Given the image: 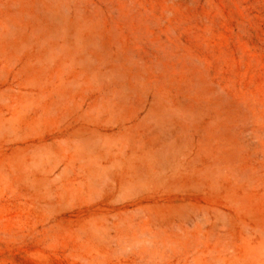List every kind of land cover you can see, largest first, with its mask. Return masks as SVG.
I'll list each match as a JSON object with an SVG mask.
<instances>
[{
  "label": "rangeland",
  "instance_id": "rangeland-1",
  "mask_svg": "<svg viewBox=\"0 0 264 264\" xmlns=\"http://www.w3.org/2000/svg\"><path fill=\"white\" fill-rule=\"evenodd\" d=\"M0 264H264V0H0Z\"/></svg>",
  "mask_w": 264,
  "mask_h": 264
}]
</instances>
